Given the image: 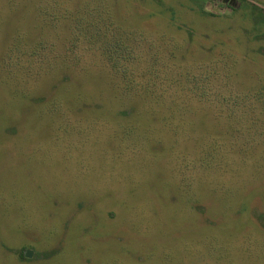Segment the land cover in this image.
I'll use <instances>...</instances> for the list:
<instances>
[{
	"label": "rangeland",
	"instance_id": "rangeland-1",
	"mask_svg": "<svg viewBox=\"0 0 264 264\" xmlns=\"http://www.w3.org/2000/svg\"><path fill=\"white\" fill-rule=\"evenodd\" d=\"M262 93L264 0H0V264H264Z\"/></svg>",
	"mask_w": 264,
	"mask_h": 264
},
{
	"label": "trees",
	"instance_id": "trees-1",
	"mask_svg": "<svg viewBox=\"0 0 264 264\" xmlns=\"http://www.w3.org/2000/svg\"><path fill=\"white\" fill-rule=\"evenodd\" d=\"M115 65H118V63H115ZM202 82H203V79H202V77L201 78H199V79H195V83L197 84V85H199V84H202ZM201 91H205L206 92V89H200ZM207 93V92H206ZM203 94V93H202ZM262 94H264V93H262ZM236 113V112H235Z\"/></svg>",
	"mask_w": 264,
	"mask_h": 264
},
{
	"label": "water",
	"instance_id": "water-1",
	"mask_svg": "<svg viewBox=\"0 0 264 264\" xmlns=\"http://www.w3.org/2000/svg\"><path fill=\"white\" fill-rule=\"evenodd\" d=\"M31 254H32V251L28 250V251L26 252V257H27V258H30V257H31Z\"/></svg>",
	"mask_w": 264,
	"mask_h": 264
},
{
	"label": "flooded vegetation",
	"instance_id": "flooded-vegetation-1",
	"mask_svg": "<svg viewBox=\"0 0 264 264\" xmlns=\"http://www.w3.org/2000/svg\"><path fill=\"white\" fill-rule=\"evenodd\" d=\"M26 256V255H25Z\"/></svg>",
	"mask_w": 264,
	"mask_h": 264
}]
</instances>
